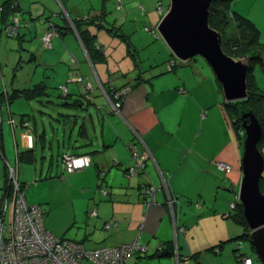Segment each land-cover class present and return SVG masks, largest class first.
<instances>
[{
	"label": "crops",
	"instance_id": "obj_1",
	"mask_svg": "<svg viewBox=\"0 0 264 264\" xmlns=\"http://www.w3.org/2000/svg\"><path fill=\"white\" fill-rule=\"evenodd\" d=\"M158 1L162 2L122 0L116 9L114 0H19L24 20L19 34L9 37L0 31V92H16L0 104L2 155L17 166L27 202L41 207L44 226L59 237L64 226L56 227L51 209L43 205L54 182L62 184L74 207L72 221L81 234L73 238L87 249L137 240L149 249L136 251L132 264H177L174 251L180 254L178 264H243L237 256L238 243L249 253L251 247L246 239L232 238L240 228L224 214L230 200L225 198L231 194L233 199L240 181L242 145L209 70L190 63L167 68L170 49L155 29ZM87 15L101 17L102 26H88L102 53L90 54L73 24V20L86 22ZM49 24H55L59 33L45 45L42 36ZM118 28L129 46L116 35ZM113 44L122 52L110 48ZM143 46L150 47L148 54L140 52ZM205 80L211 83L207 95ZM36 84H41L39 92L22 91ZM124 84L131 88L114 108L112 91ZM86 93L90 98L83 97ZM56 95L60 101L53 99ZM219 119L228 129L227 139L233 141L230 147L222 146L224 137L208 135L210 125ZM23 120L30 122L35 136L31 149L25 145ZM134 150L145 154V164L127 175ZM65 152L89 154L90 165L67 173L62 165ZM195 155V160L188 158ZM211 156L232 165L229 172L236 170L232 179L216 174L221 171L210 165ZM200 157L208 163L202 164ZM190 161L196 164L195 171L182 168ZM0 179L1 198L2 157ZM146 179L155 188L149 203L139 193ZM106 221L111 222L109 228ZM166 240H173L172 247L164 244Z\"/></svg>",
	"mask_w": 264,
	"mask_h": 264
},
{
	"label": "built area",
	"instance_id": "obj_2",
	"mask_svg": "<svg viewBox=\"0 0 264 264\" xmlns=\"http://www.w3.org/2000/svg\"><path fill=\"white\" fill-rule=\"evenodd\" d=\"M121 0H118L120 3ZM17 5V2L13 0ZM0 2V11H2ZM159 12L161 3L158 4ZM18 13L3 23L2 29L6 36H16L20 27ZM147 28V27H146ZM149 29V27H148ZM56 35V31L51 29L43 36L45 45L50 44L51 38ZM173 64L170 61L168 65ZM65 94L66 88L60 85ZM131 86L124 84L114 88L112 93L115 98L114 108L120 104V99L130 90ZM90 98L89 93L85 94ZM2 118L0 117V122ZM26 131L24 133L25 145L33 148L35 136L30 122L23 120ZM1 141V136H0ZM4 161V174L9 188H3L0 198V264H79L82 258L90 259L97 264H132L130 258L136 251H147V246L140 244L137 240L122 242L117 245H103L87 249L80 241L59 237L53 234L44 226V213L38 204H29L25 198L24 189L17 175V166L9 163L2 155L0 142V158ZM134 161L126 168V174L132 175L143 169L145 164V154L133 151ZM216 164L224 171L231 170V164L222 160H216ZM64 171L70 173L90 165V156L87 153L72 154L65 152L62 156ZM103 194L107 190L101 189ZM154 186L147 187L146 193L150 196L149 203L154 200ZM171 201V199H170ZM231 206H233L231 204ZM93 214L96 210L93 209ZM110 221H106L104 226L109 228ZM240 242L238 243L237 256L244 264H250L251 258L240 253ZM135 264V263H133Z\"/></svg>",
	"mask_w": 264,
	"mask_h": 264
},
{
	"label": "water",
	"instance_id": "obj_3",
	"mask_svg": "<svg viewBox=\"0 0 264 264\" xmlns=\"http://www.w3.org/2000/svg\"><path fill=\"white\" fill-rule=\"evenodd\" d=\"M212 1L168 0L155 27L157 35L183 62L196 54L203 56L221 84L225 103L247 98L250 55L238 56L224 51L220 32L209 23V5ZM244 114L249 120L243 124L245 137L237 200L243 205L250 243L261 264H264V192L259 187L264 156L257 147L262 126L253 112Z\"/></svg>",
	"mask_w": 264,
	"mask_h": 264
},
{
	"label": "trees",
	"instance_id": "obj_4",
	"mask_svg": "<svg viewBox=\"0 0 264 264\" xmlns=\"http://www.w3.org/2000/svg\"><path fill=\"white\" fill-rule=\"evenodd\" d=\"M14 1L17 2V5L13 3V0H2V1L0 0V2L2 3V6H3L2 11H0L1 30L2 31H3V29H2L3 23L5 21H7L6 15L8 12L13 13L11 15V17L13 15H15V13H18L20 22L23 23V21H24L19 14V12H20L19 0H14ZM232 2H233V0H213L209 5V11H210L209 23L212 27L216 28L220 32L221 45H222V48L224 49V51L226 53L231 54V48H230V46H228V44L225 45V41L223 40V36L221 33V28L228 22V18H227L226 13L229 11L231 19L233 20L234 25L238 30L237 36L232 38V42H234V44L235 43L237 44L240 42V46L238 49L240 52H242L241 54L250 55V59H249L250 68H249L248 73H247V88H248L249 95L247 98L236 100V101H230L227 103H225L223 101V97H222V100H221L222 103L221 102L220 103L223 105L224 110L228 116L227 119L230 122L233 131H235V133H236L235 135L237 137V140L241 143V145H243V140L245 137V131H244L243 124H244V122H248V120H249L248 116L247 115L245 116L244 113L251 111L255 114V116L257 117V119L259 120V122L261 123V126H262V133H261V135L257 141V147L264 156V153H263V147H264V90L260 89L258 87L256 79L254 78V76H251L252 68L254 66L255 60L257 61V63H259L260 68L264 71V51L258 50L256 48V44L259 43L260 31H259L258 27L256 26V24L254 23V21H252V19H250L249 17L243 15L242 13H240L238 11H235L232 8V5H231ZM160 3H161V10L163 11L166 8L167 3L163 2V1L162 2L158 1V3L156 4L157 9H158V4H160ZM114 7L116 9H120L122 7V0L120 3H118V0H114ZM106 12H107V10L105 9V14H106ZM161 14L162 13L160 12V16H161ZM11 17H9L8 19H10ZM98 18L100 19V21H98L99 19L97 20L96 18H88V15H87V17L84 18V19H87L86 22L73 20V24L77 27L78 32H80L81 38L83 39V42H84L85 46L87 47V50L90 54H94L97 52L102 53V50L99 47L100 44L99 45L96 44L95 35L93 32H91L89 30V26H88L90 24H96L98 27L102 26L103 23L101 22V17H98ZM98 27H96V28H98ZM145 28L148 30V26H145ZM51 29L56 31V35L59 33V28L56 27L55 24L54 25L49 24L47 26L46 31L51 30ZM108 30L110 31L111 27L108 26ZM116 32H120L119 28L117 30H115V33ZM3 33H4V31H3ZM18 34H19V29H18V33L16 35H18ZM116 35L118 36V38L121 41L124 42V44L129 46L130 42L129 43L127 42V37L125 36V34H122L120 32V34L116 33ZM9 37H12V36H9ZM235 47H237V46H235ZM130 51H131V48H130ZM243 52H245V53H243ZM169 55H170V57L166 61V64H167L166 66L170 70H172L175 67V65H177V64H189V63L191 64L190 60L183 62V61L177 59L170 50H169ZM170 61H173V64L168 65ZM215 79L217 82L216 85L218 87V90L221 92V94L223 96L221 84L216 77H215ZM40 85L36 84L32 88H26V89L23 88L22 91L24 92V90H31V91L39 92L41 90ZM15 93H16L15 91H12V92L7 93L5 95V93L0 92V104H2L3 101H5V103H7L10 99L9 97L11 95H15ZM60 95L62 96L64 94L60 92ZM0 117H1V114H0ZM0 136H1V133H0ZM0 142H1V150L3 151L2 140ZM242 148H243V146H242ZM223 172L227 173V171H223ZM125 173H126V171H125ZM20 182L22 184L21 186L23 187L24 182L23 181H20ZM150 184L151 183L148 182L146 179L140 185V192L139 193H141L140 195H142V199L145 198L144 202H146L150 199L149 198L150 196L146 193L147 187H149ZM7 186L9 188L10 185L7 184L6 176L4 174V182H3L2 187L7 188ZM259 187H260L261 191L264 192V189H263V187H264V175L263 174H261L260 179H259ZM236 198H238L237 189L234 192L233 199L231 198L228 201V208L224 211V214L226 216H229V218L238 222L239 227L242 228V231L240 230V232H239L240 234H237L236 236H233L232 238L246 239L248 241L249 246L251 247V252L249 253V252H246L244 250H240V253L245 255V256H249L251 258L250 264H261L257 254H254L255 253L254 248L250 243V237H249L250 231L248 228V224H247V222L244 218V215H243V206L238 200H236ZM231 204L233 206H231ZM64 238H66V237H64ZM71 240H73V239H71ZM75 241H77V240H75ZM164 244H166V246H168V247H169V245L172 247L173 240H166ZM144 252H146V251H144Z\"/></svg>",
	"mask_w": 264,
	"mask_h": 264
},
{
	"label": "rangeland",
	"instance_id": "obj_5",
	"mask_svg": "<svg viewBox=\"0 0 264 264\" xmlns=\"http://www.w3.org/2000/svg\"><path fill=\"white\" fill-rule=\"evenodd\" d=\"M162 1L165 3L168 2V0H162ZM231 5L235 11L242 13L243 15L249 17L250 19H252V21H254V23L256 24V26L258 27V29L260 31L259 43L256 44V48L258 50L264 51V0H233ZM111 13H112V15L116 14L115 9H111ZM226 15L228 18V22L221 28V33L223 36V40L225 41V45L228 44V46H230L232 55L243 56V54H241L242 52H240L238 49L240 46V42L237 44L236 43L234 44V42H232V38L237 36L238 30L235 27L233 20L231 19L229 11L226 13ZM0 31H1V20H0ZM2 35L5 36L4 33H2ZM159 39L162 41L163 45L166 48H168L166 46L165 42L163 41L162 37H160ZM235 46H237V47H235ZM113 47H114V44L110 48H113ZM114 50H116L115 47H114ZM122 50H123L122 47H119L116 50V52L121 53ZM149 51H150L149 46H143L140 48V52L143 54H148ZM243 53H245V52H243ZM190 62H191V64H203L204 67L207 70H209V74L211 76V82H213L212 83L213 86H214V84H217L216 79H215V74H214L211 66L208 64V62L205 60V58L203 56L196 54L195 56H193L190 59ZM11 70H13V67H11L9 69V71H11ZM23 70H25V68ZM19 71H17V73H16L17 75L19 74ZM188 73L191 76H194L192 74V72H188ZM251 76H254V78L256 79L258 87L260 89L264 90V71L260 68L259 63H257L256 60L254 61V66L252 68ZM205 81H206V84H205V88L203 89V93H204V95H207L211 90V83H208L207 80H205ZM56 97H57V99L56 98H53V99H55L56 101H60L59 100L60 97L58 98L57 95H56ZM208 99L211 100L212 99L211 96ZM210 112H213V110H210ZM226 130H228V129H226L224 127V124L219 119L216 124L210 125V130L208 131V135H210V136L214 135L215 138L216 137L219 138L218 136L224 137V139H222V142H221L222 146L224 148L230 147L233 145V141L227 139V131ZM234 133H235V131H234ZM242 150H243V148H242ZM211 151L212 150L210 149L209 155H212ZM263 153H264V147H263ZM39 154H40V151L38 150L37 156H36V159H38L37 163H36V167H37L38 171L41 168V164H40L41 160L39 158ZM188 158H190L191 160H195L197 157L195 155V156H188ZM199 159H200L202 164H205V162L208 163V161H205L202 157H200ZM209 161H210V165L212 164V166L214 168H216L218 171H221V172H217L216 173L217 175H222V176L224 175L223 177L220 176L221 178H225V179H228V178L232 179L233 178L232 174H233V172L236 171L235 169H232L231 172H229V171L227 173L223 172L224 170L219 168L216 164V156H211V158H209ZM56 163H57V154H55V157H54L53 169H56ZM44 167L46 168L45 165H44ZM185 167H189V169H192L194 171L196 170V164L194 163V161H190V162L186 163V165L183 166L182 168H185ZM231 168H232V166H231ZM61 173H62V170H61ZM262 174L264 175V169L262 171ZM37 176H39V175H37ZM199 176L204 177V175H199ZM187 180H190V177H188ZM0 183H1V179H0ZM61 187H62V184H59L57 182L50 184V186L48 187V189L50 190V193H49L47 200H45L47 204L44 202L43 205L46 206L47 210L51 209L50 217H51V220L53 221L54 225L56 227L64 226L60 232V237H66V238L72 239L74 237V235H79L81 233H80V231L76 230L77 225L73 224V221H72V219L75 216V211H74V207L72 205V202L69 201L67 193ZM235 187L237 189V195H238L239 183H236ZM263 189H264V187H263ZM28 191H30V189H28L27 192ZM226 199H231V194L228 195L225 198V200ZM237 199L238 198H236V200ZM43 219H44V217H43ZM231 220L234 222V224L237 228L239 226V223L233 219H231ZM209 223H210V221L207 220L206 225ZM239 228L242 231V228L241 227H239ZM75 239L76 238H73V240H75ZM231 245L232 244H230V246ZM174 248H176V247H174ZM174 252L176 254V257L178 260L177 264H178L180 261V256H179L180 254H178V251L177 252L174 251ZM254 254H256V253H254ZM79 264H97V263L90 260V259L82 258L80 260Z\"/></svg>",
	"mask_w": 264,
	"mask_h": 264
},
{
	"label": "clouds",
	"instance_id": "obj_6",
	"mask_svg": "<svg viewBox=\"0 0 264 264\" xmlns=\"http://www.w3.org/2000/svg\"><path fill=\"white\" fill-rule=\"evenodd\" d=\"M164 11V10H163Z\"/></svg>",
	"mask_w": 264,
	"mask_h": 264
}]
</instances>
